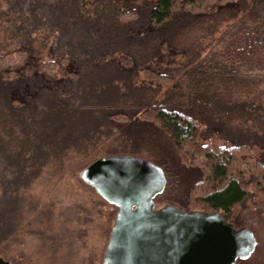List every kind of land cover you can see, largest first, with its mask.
Wrapping results in <instances>:
<instances>
[{"label":"trees","instance_id":"1","mask_svg":"<svg viewBox=\"0 0 264 264\" xmlns=\"http://www.w3.org/2000/svg\"><path fill=\"white\" fill-rule=\"evenodd\" d=\"M0 25V108L12 123L0 129V146L13 142L21 156L38 143L39 156L20 158L28 176L37 173L38 184L66 172L99 206V264L117 207L78 173L112 154L163 170L155 208L218 214L254 240L234 264H264V0H0ZM77 116L91 122L81 139L70 126ZM80 205L70 207L79 217ZM66 207L57 202L52 219L30 220L53 241L50 220L73 229ZM7 239L0 255L31 264L8 253ZM49 240L41 244L47 253Z\"/></svg>","mask_w":264,"mask_h":264},{"label":"water","instance_id":"2","mask_svg":"<svg viewBox=\"0 0 264 264\" xmlns=\"http://www.w3.org/2000/svg\"><path fill=\"white\" fill-rule=\"evenodd\" d=\"M79 177L117 207L103 264H234L254 240L216 213L155 208L166 183L155 163L131 154L102 156ZM0 264H15L0 255Z\"/></svg>","mask_w":264,"mask_h":264},{"label":"rangeland","instance_id":"3","mask_svg":"<svg viewBox=\"0 0 264 264\" xmlns=\"http://www.w3.org/2000/svg\"><path fill=\"white\" fill-rule=\"evenodd\" d=\"M1 29L0 25V35L3 34ZM7 115H10L9 110L3 108V110L0 111V129L2 130H9V126L12 125L10 121L11 119L10 117H7ZM85 119L86 118L84 117L77 116L70 121V126L74 129L73 133L76 131L79 139L83 137L82 134L84 130L91 123ZM40 132L41 129L38 130L39 138L42 137ZM0 133L2 134V131H0ZM34 138V136L31 137V139ZM53 138L56 137L54 136ZM53 138L47 137L45 143L42 142L43 147H46V153L50 149L49 144L53 141ZM9 141H12V138ZM38 145V143L30 145L28 149L21 154V156H18L13 152V142L6 143L3 147L0 146L1 243L8 241L7 237L13 238L8 244V253L14 254L17 258L20 256V253H22L24 258H32L30 259L31 264H54V261H56L57 264H60L61 261H64V264H99L100 260H97L99 249L98 251L96 249L97 254H93L95 248L97 247V243L99 242L98 240L100 239L99 231L103 220L102 213L99 211V206H93L90 202L84 201L85 196L82 197L81 191H79L74 184L75 179L72 176H68L66 172L62 178L60 177V171H52L50 175L44 174L41 178L42 180L36 184L35 177L37 173L30 174L29 177L27 169L30 165L26 164V167L21 166L20 158L29 157V154H32L35 157L39 156V151L35 150V147ZM40 146L41 145L38 147ZM50 158L51 153H47L44 157L47 163L50 161ZM246 163V165H254V162L251 159H248ZM64 167L68 169L67 166ZM241 169L243 168L241 167ZM47 175L49 178L44 180ZM50 176H54L53 178L57 177L58 179L54 182V179ZM12 181L15 184H12ZM51 200L53 201L54 206L57 202H62V204L67 205L66 211L61 212L65 215V218H73L71 223H74L71 231L67 225V220H63L59 217H57L55 221L50 220V223L54 228L53 232H55V235L52 237L54 238L53 241L49 240V236L43 232L44 230H39V226L41 224L34 225L36 224L35 221L39 220L40 222L46 213L50 214L52 219L54 206L51 208ZM76 202L79 204L82 203L80 206L86 208V210H84L85 214H82L80 217L78 216L79 212L71 210L70 208L71 205L76 204ZM46 203L47 205H45ZM88 207H90V209ZM67 214L69 217H67ZM31 216L35 221L30 220ZM262 223V226L264 227V218ZM26 227L36 228L38 230L33 231L34 233H31L32 236H30L27 232H25L27 229ZM32 240L34 241V244L32 243ZM47 240H49L50 243H53V245L49 247V250L51 249L49 253L45 250L46 246L41 245ZM70 240H73L70 248L66 250L63 245L61 246V244L65 241L68 242ZM0 246L2 248V244H0ZM51 252H55L57 256L55 254H51Z\"/></svg>","mask_w":264,"mask_h":264}]
</instances>
